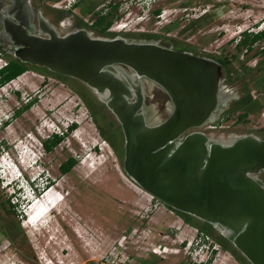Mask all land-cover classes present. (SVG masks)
<instances>
[{
  "label": "rangeland",
  "instance_id": "1",
  "mask_svg": "<svg viewBox=\"0 0 264 264\" xmlns=\"http://www.w3.org/2000/svg\"><path fill=\"white\" fill-rule=\"evenodd\" d=\"M39 1L46 12L67 10L82 24V18L93 19V12L100 11L103 4L109 11L114 3L111 24L123 23L118 36L143 38L153 34V40L168 43L167 38H173L199 55L206 54V49L213 56L228 58L232 71L227 78L222 70L221 89L230 96L208 122L222 127L202 126L198 130L215 140L244 134L264 136V117L259 116L264 110V79L258 82L264 69V40L253 44L250 51L242 50L236 59L231 57L240 32L264 26V0H76L78 7L66 0ZM56 2L57 8L52 6ZM81 7L87 12L81 14ZM155 9L158 16L152 12ZM203 12L210 15L206 24L179 31ZM166 24L175 26L165 32L162 28ZM83 28L91 36L112 37ZM6 60L0 55V67ZM34 67L37 69L0 86V264H196L195 260L204 258L206 243L197 237L187 249L191 253H184L195 228L201 225L216 237L222 236L194 217L186 224L175 210L169 213L135 187L120 168L123 138L104 104L81 82L69 77L62 82L39 74L43 67ZM74 88L90 104L92 114ZM26 103L28 107L21 109ZM243 111H247L246 116L239 119ZM150 114L161 120L168 109L153 107ZM71 123L72 129L66 130ZM97 128L117 147L119 157ZM55 132L63 133L62 141L45 152L40 141ZM68 156L76 163L61 173L58 165ZM47 180L50 183L45 186ZM46 188H50L48 195L52 194L49 203L58 206L45 220L49 225L26 227L23 213L28 194L36 196ZM6 199L15 207L8 206ZM15 224L16 235L8 234V226ZM227 248L238 252L228 242ZM219 253L225 256H219L220 264H239L244 259L239 252L236 260L228 252Z\"/></svg>",
  "mask_w": 264,
  "mask_h": 264
},
{
  "label": "water",
  "instance_id": "2",
  "mask_svg": "<svg viewBox=\"0 0 264 264\" xmlns=\"http://www.w3.org/2000/svg\"><path fill=\"white\" fill-rule=\"evenodd\" d=\"M15 21H2L13 58L81 82L114 116L123 138L121 170L131 182L215 227L249 264H264V183L258 177L264 138L215 140L198 130L224 97L217 61L155 41L91 36L83 28L59 35L42 19L32 35ZM116 65L165 92L171 108L163 120L145 123L139 89L128 102L131 92L118 73L130 80Z\"/></svg>",
  "mask_w": 264,
  "mask_h": 264
},
{
  "label": "flooded vegetation",
  "instance_id": "3",
  "mask_svg": "<svg viewBox=\"0 0 264 264\" xmlns=\"http://www.w3.org/2000/svg\"><path fill=\"white\" fill-rule=\"evenodd\" d=\"M3 18H8L11 21H14L18 25L19 23H17V21H15V19L17 18L22 23V25L25 27L24 30L28 34H32V35L38 34L39 19H42L47 24L52 26L54 28V30L59 35H62L69 30H75V29L83 28V24L78 22V20H76V18H74V16H72V14H68L67 10H59V9L54 10V9H52L49 12H46L45 9L42 7L41 2L39 0H0V52L3 55L9 56V57H12V56L10 54V47H9L10 43L7 41L8 37L5 36V33H3V22H2ZM105 34L106 35H112V37H114V36L121 35L122 33L119 34L118 32H108L106 30ZM127 35L128 34H123V36H121V37L132 38V39L137 38L140 40L155 41V42H158L160 45L165 46V47H170L172 49H177V50L187 51V52H190L193 54H197L192 49H190L188 46L178 45L176 40H174L173 38H167V40H169V42L163 43V42L158 41V40H153V37H143V38L142 37H133V36L125 37ZM200 56L208 57L211 59H214L215 57H217V56H213L209 53L203 54ZM31 66H36V65H31ZM38 67H41V66H38ZM116 67L119 68L128 77V79L130 80V83H128L126 81V79H124L120 75V73L116 72L112 66H108L107 69H109L115 73H118V75L120 76L123 83L129 87V91L131 92V98L127 99L128 102L134 101V99H135L134 92L139 89L138 90L140 92L139 94L142 96L141 108H142L143 113H144L143 116L145 119V123L148 125H152V124H156V123L160 122L161 120H163L167 115L161 120H156V118L154 119L152 117V115L150 114V109H152L153 107L162 106V107H166L168 109V113H169V109L171 108V104H170L165 92L154 82H152V81H150L144 77L136 76L126 66L116 65ZM222 70L223 69L221 67V74H222ZM222 79H223V77H222ZM220 87H222L221 83H220ZM220 92L224 94V97H223V100L221 101V103H219L217 105L215 111L213 112V116L215 115L217 110H220V108L228 102V98L230 96V94H228V93L226 94L225 92H223L221 88H220ZM118 126H119V124H118ZM119 129H120V127H119ZM120 132H121V130H120ZM121 135H122V133H121ZM244 135H246V134H244ZM240 136H243V135H240ZM240 136H235V137L229 136V138H227L226 140L229 141L233 138L240 137ZM253 136H255L257 138H264V136H259V135H253ZM220 140H222V139H220ZM176 216H178V215H176ZM178 217L182 221L186 220V218L183 215L178 216ZM190 221H191V218H187L188 223L186 221H185V223L191 224ZM209 226L212 228V230L217 231L218 235L220 234L219 231L215 227H213L211 225H209ZM220 236H221V234H220ZM193 237H197L198 240L206 243V249L205 250L207 252V255L205 254L204 262L201 264H214L215 262L217 264H220V262L223 263V261L221 260V257H219V256H222L223 258L225 256L220 255V253H219L220 250L223 252H228L231 258H234L235 260L238 259V257H237L238 252L232 253L227 248V242L228 241L224 237H220V238L216 237L215 235H213L211 233V231H207L201 225H198L197 228H195V233L193 234ZM215 242L218 243L217 246H215V244H214ZM234 251H235V249H234ZM184 253L189 255V253H191V251L190 250H188V251L184 250ZM244 259L239 260V264H246V260H244Z\"/></svg>",
  "mask_w": 264,
  "mask_h": 264
},
{
  "label": "trees",
  "instance_id": "4",
  "mask_svg": "<svg viewBox=\"0 0 264 264\" xmlns=\"http://www.w3.org/2000/svg\"><path fill=\"white\" fill-rule=\"evenodd\" d=\"M74 7H78L79 3L75 2L74 4H72ZM111 9L108 11V13L106 15H97L95 16L93 15V21L91 23V25L86 26L85 24H83L85 27H88L90 30H94L96 31L98 34H103L105 33L106 29L110 26L111 24V17L112 14L114 13V11L116 10V5H112L110 7ZM80 13L84 14L87 12V8H83L81 7L80 9ZM156 16H158L159 14V10L155 9L152 11ZM210 15L209 13H205L203 12L202 14L198 15L197 17L189 20V22L185 25H183L179 31H183L186 29H196L198 27H201L202 25L206 24L208 19H209ZM175 25L174 24H166L165 26H163L162 30L167 32L169 30H171ZM139 35H145L143 33L139 34ZM150 37H156L155 35L151 34L149 35ZM264 40V26L261 28H259L257 31H242L240 32V35L238 37L237 40L235 41L234 44V54L231 55V57H233L234 59L237 58L238 54L243 50L244 52L250 51L253 44ZM0 55H3L0 52ZM5 56V55H4ZM7 57V60L5 61L4 65H2L0 67V86L6 82H8L9 80L14 81L17 77L23 75L27 70L29 69H37L34 66L31 65H27L25 63H22L20 61H18L15 58L9 57V56H5ZM222 67L223 70H225L227 72V78H229V75L231 73V67H230V60L224 57H215L214 58ZM40 73L42 75H50L53 77H56L57 79L61 80L62 82H66V79H68V77L63 76V75H59V74H55L52 73L50 71H48L47 69H43V70H39ZM16 77V78H15ZM71 79V78H70ZM264 79V69H261V71L259 72V79L258 82H261V80ZM74 81V80H73ZM11 82V81H10ZM9 83V82H8ZM74 91L76 92V94L82 99V101L84 102L87 110L89 111L90 114H92V109L90 104L85 100L84 96L77 90L74 88ZM248 99V97H247ZM29 105V103L24 104L21 109H25L27 108ZM246 112L247 111H243L241 114H239V119H243L246 116ZM18 113V112H16ZM74 126V124H70L68 125L66 128V130H70L72 129V127ZM98 129V133L103 137V139L107 142V144L111 147L112 151L114 152V154L119 157L120 153L119 150L117 149V147H115L113 145V143L107 139L105 136H103V134L101 133L100 129ZM63 138V133H52L50 135H48L46 138L42 139L40 141V145L41 148L45 151L48 152L50 151L53 147H55L58 143H60L62 141ZM76 163V159L72 156H68L64 161H62L61 163H59L58 165V170L61 173H66L68 172ZM120 168H121V164H120ZM46 180V178H44ZM49 180L45 181V186L48 185ZM44 186V187H45ZM40 194L37 193V195ZM36 195V196H37ZM6 204L8 206H10L11 208L15 207V204L13 202H9L8 199H6ZM6 211H8V209H6ZM176 213L183 215L186 218V222H187V218H191V216L180 213L178 211H176ZM188 223V222H187ZM15 227L17 228V225L15 224L14 227L12 226H8L7 228V232L10 235L15 236L16 235V230ZM246 264H249L246 261Z\"/></svg>",
  "mask_w": 264,
  "mask_h": 264
},
{
  "label": "built area",
  "instance_id": "5",
  "mask_svg": "<svg viewBox=\"0 0 264 264\" xmlns=\"http://www.w3.org/2000/svg\"><path fill=\"white\" fill-rule=\"evenodd\" d=\"M66 1L68 2L69 5H71V4H74L76 0H66ZM105 5H106V4H103L102 9H101L100 11H98V12H93V14H94L95 16H97V15H104V14L108 11V7L105 6ZM112 5H114V3H112ZM112 5H110V7H111ZM52 6L55 7V8H57V7L59 6V5H58V2L52 4ZM88 18H89V16H85L84 18H82V20H83V22H84L85 24H87V25L89 26V25H91L93 19L87 21ZM122 28H123V23L120 22V20H119V21H116V22L110 24V26H109L106 30H107L108 32H120ZM204 51H205L206 54L209 53V51L206 50V49H204ZM3 63H4V62H3ZM253 97H254V96H253ZM259 116H260V117H264V110H261V111L259 112ZM205 126H206L207 129H216V128H220V127H222V125H218V124H215V123H208V124H206ZM205 126H204V127H205ZM259 174H260L259 179L264 183V169L261 170V171L259 172ZM150 197H151L150 200H151V199L154 200L155 203H158V204H159L160 206H162L164 209H167V211H168L169 213H172V211L170 210V208L168 209V207H164L163 204H162L161 202H159L158 200L154 199L152 196H150ZM193 239H194V237L192 236L189 240L186 241V246H185V249H184L185 251H188L187 249L190 248L189 245L192 243V240H193ZM180 243H182V240H180ZM196 254H197V252L195 251V252L193 253V255H196ZM204 258H205V256H204ZM204 258H198L197 260H195V263H196V264H201V263H203V262H204Z\"/></svg>",
  "mask_w": 264,
  "mask_h": 264
},
{
  "label": "bare ground",
  "instance_id": "6",
  "mask_svg": "<svg viewBox=\"0 0 264 264\" xmlns=\"http://www.w3.org/2000/svg\"><path fill=\"white\" fill-rule=\"evenodd\" d=\"M2 92H4V91H2ZM127 179V178H126ZM128 180V179H127ZM130 182V181H129ZM131 183V182H130ZM132 184V183H131ZM134 185V184H133ZM135 186V185H134ZM135 187H137V186H135ZM138 188V187H137ZM139 189V188H138ZM141 190V189H140ZM49 191V190H48ZM144 192V191H143ZM146 193V192H145ZM53 195H54V193H53ZM146 195H147V193H146ZM149 198H151L150 197V195L148 194L147 195ZM48 198H50V199H48ZM51 198H52V194H50V195H48V193H45V194H42V195H38L37 196V199H35V201L32 203V204H30V202H28V205H29V207L28 208H26V211L24 212V214H26L25 215V217H27L28 215L30 216V215H32L31 216V218H29L28 219V221L29 220H31V221H34V218H36V216H34V218H33V212H35L38 208H37V206L39 205V204H42L43 206H45V205H48V203H49V201L51 200ZM51 207H53V206H51ZM51 207L49 208V209H51ZM56 207H58V206H56ZM56 207L54 208H52L49 212H47V214L45 215V216H42L41 218H40V216L42 215H40L38 218H36L35 219V222L36 223H32V222H28L27 220H26V218H25V220H24V223L26 222V227H33V226H36V227H38V226H40L41 224H44L43 226H47V225H49V224H45L47 221H45L46 219H47V217L49 216V215H51L54 211H56ZM30 213V214H29ZM37 214H38V212H37ZM33 218V219H32ZM40 218V219H39ZM40 220V222H39V220ZM41 227V226H40Z\"/></svg>",
  "mask_w": 264,
  "mask_h": 264
}]
</instances>
